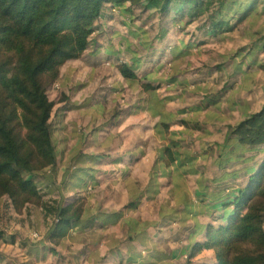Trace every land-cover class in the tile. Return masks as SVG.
<instances>
[{
	"label": "crops",
	"instance_id": "1",
	"mask_svg": "<svg viewBox=\"0 0 264 264\" xmlns=\"http://www.w3.org/2000/svg\"><path fill=\"white\" fill-rule=\"evenodd\" d=\"M103 19L60 68L50 96L59 180L41 184L58 205L85 195L84 215L52 244L39 207H0V264H194L192 244L264 153L233 132L264 105V12L217 35L186 17Z\"/></svg>",
	"mask_w": 264,
	"mask_h": 264
},
{
	"label": "trees",
	"instance_id": "2",
	"mask_svg": "<svg viewBox=\"0 0 264 264\" xmlns=\"http://www.w3.org/2000/svg\"><path fill=\"white\" fill-rule=\"evenodd\" d=\"M142 2L0 0V207L27 213L36 206L44 219L57 218L50 234L52 244L59 243L83 217L86 199L76 194L58 205L57 198L42 191V174L47 178L56 160L54 100L48 88L59 82L60 68L68 59L87 50L104 7L131 14L130 7ZM145 2L163 16L173 12L175 20L186 17L185 25L200 20L210 35L233 30L247 15L264 12V0ZM120 71L137 76L124 63ZM233 132L245 145H264V105L242 119ZM47 179L53 182L52 177ZM243 180L232 202L225 204L226 215L212 216L204 239L192 244L188 262L264 264V153Z\"/></svg>",
	"mask_w": 264,
	"mask_h": 264
},
{
	"label": "rangeland",
	"instance_id": "3",
	"mask_svg": "<svg viewBox=\"0 0 264 264\" xmlns=\"http://www.w3.org/2000/svg\"><path fill=\"white\" fill-rule=\"evenodd\" d=\"M262 8H264V5H262ZM130 12H131V14H126V13H124L122 11H119L118 9H115V10L112 9L111 10V8L109 6H106V7H104V10H102L100 17L101 18H104L103 20H105V19L115 20L116 23H120L122 25H126V24H123L124 21L119 20L121 18H126L127 21H130V22H132V21L134 22L135 21V22H142V23H145V24H149L150 22H153V21L154 22L170 23V21L173 20V12L171 13V15L169 13L168 15H164L163 16L160 13H157L156 8L148 5L145 2V0H143V2L141 4L131 6L130 7ZM132 14L133 15L135 14V17L134 18H131ZM110 15L113 18H105V17L110 16ZM159 17H165L164 18L165 20L164 21L159 20ZM199 21L197 20V21H194L193 23H195L196 25H198V24H200ZM102 23H105V21L102 22ZM96 28L98 29V26H96ZM257 39H264V34H262L261 36H259ZM90 44H91V42H90ZM256 49L259 50L260 47L257 46ZM58 83H60V82H58ZM51 86L48 88V94H49V97L51 96V98L54 99V96L56 97L57 96V93H59L61 91V85H60L59 88H57L55 90H53L51 88ZM62 86H64L63 83H62ZM58 180H59V176L53 178V184L54 183L57 184ZM227 202H232V200H229ZM53 224H54V221H53ZM3 226H5V225L2 224V223H0V230L2 229ZM10 226H12V225H10ZM9 230H10L11 233H14L15 230L17 231V228L15 229L12 226V227H9Z\"/></svg>",
	"mask_w": 264,
	"mask_h": 264
},
{
	"label": "built area",
	"instance_id": "4",
	"mask_svg": "<svg viewBox=\"0 0 264 264\" xmlns=\"http://www.w3.org/2000/svg\"><path fill=\"white\" fill-rule=\"evenodd\" d=\"M123 19H125V18H123ZM125 20H126V19H125ZM59 87H60V83H57V82L54 83V84L51 86V88H52L53 90H55V89H57V88H59ZM47 174L50 175L52 178L58 177L59 174H58V169H57V167L53 165L51 168H49V169L47 170ZM55 221H57V218L55 219ZM55 221H54V222H55ZM13 228H14V227H13ZM8 232L11 233L9 229H8ZM31 236L37 238V237L39 236V234H38V232H37L36 230H32V231H31Z\"/></svg>",
	"mask_w": 264,
	"mask_h": 264
}]
</instances>
